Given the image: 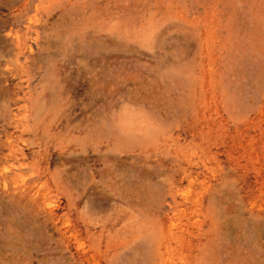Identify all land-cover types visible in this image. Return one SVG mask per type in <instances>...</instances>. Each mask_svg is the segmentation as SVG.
I'll return each mask as SVG.
<instances>
[{"label": "rangeland", "instance_id": "374dc122", "mask_svg": "<svg viewBox=\"0 0 264 264\" xmlns=\"http://www.w3.org/2000/svg\"><path fill=\"white\" fill-rule=\"evenodd\" d=\"M0 264H264V0H0Z\"/></svg>", "mask_w": 264, "mask_h": 264}]
</instances>
